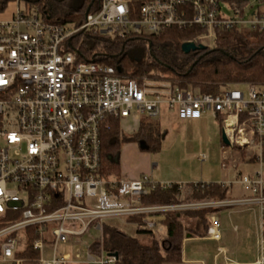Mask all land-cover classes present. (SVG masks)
<instances>
[{"label":"built area","instance_id":"built-area-1","mask_svg":"<svg viewBox=\"0 0 264 264\" xmlns=\"http://www.w3.org/2000/svg\"><path fill=\"white\" fill-rule=\"evenodd\" d=\"M14 1L18 8L13 18L0 22V264H28L19 256L27 249L38 253L36 264H115L114 254L96 255L90 248L86 253L60 252L61 245L90 229L102 236L105 224L115 219L142 218L140 228L154 230L155 217L178 211L259 208L264 217V85L195 93L167 78H130L118 66L84 61L73 45L86 33L125 40L194 28L202 31L197 40L215 43L219 30L264 31V12L247 14L251 7L242 9L231 1L233 14L226 17V0H94L96 9L83 24L69 25L50 18L32 0ZM241 87L248 88L247 96ZM163 107L175 111L181 121L211 113L229 142L224 168L238 163L236 148L250 151L249 159L258 151L253 160L259 170L238 174L234 182L244 196L145 205L144 195L174 183H156L147 175L134 180L100 176L102 134L110 121H153ZM199 184L177 185L182 191ZM220 185L231 190L233 183ZM31 231L35 238L30 241ZM208 236L221 239L215 215ZM253 264H264L263 232Z\"/></svg>","mask_w":264,"mask_h":264},{"label":"trees","instance_id":"trees-1","mask_svg":"<svg viewBox=\"0 0 264 264\" xmlns=\"http://www.w3.org/2000/svg\"><path fill=\"white\" fill-rule=\"evenodd\" d=\"M13 1L0 0V13L6 11L9 3ZM32 1L36 4L42 2ZM50 1H57L61 6L66 0ZM93 1L83 0L80 7L64 17L56 18L55 21L83 24L87 10L90 8L92 13L96 9V2ZM226 1H237L242 9L247 4L246 0ZM201 33L198 28L170 30L158 36H137L125 40L83 34V41L78 47L84 61L118 66L122 73L130 78H167L185 90L197 89L205 94H215L226 87L245 83L264 85V31L253 28L219 30L216 32L213 48L207 47L206 50L190 54L183 53L182 45L186 42L202 44L197 40ZM80 35L76 39L81 37ZM76 39L73 40V45L78 44ZM164 137L165 132L158 123L146 118L138 120V128L131 135L121 130L120 121L111 120L109 128L102 134L100 176L106 179H121L120 157L123 145L144 144L147 152H155L161 149ZM227 194L228 189L220 184L200 183L193 189L192 199L224 200ZM180 195L179 186L173 184L171 188H157L149 192L143 196V202L145 205L180 204ZM217 211L200 209L158 215L159 223L167 228V235L161 239L156 238L153 230L140 228L142 218L127 220L138 225L137 236L134 237L118 227L106 225L100 240L96 241L90 250L96 255L102 252L116 254L115 264H184L185 237H206L210 228L209 215ZM192 221H196V227ZM29 238L30 241L35 238L32 231ZM19 256L26 258L28 264H36L39 255L36 251L27 249L19 253Z\"/></svg>","mask_w":264,"mask_h":264},{"label":"rangeland","instance_id":"rangeland-1","mask_svg":"<svg viewBox=\"0 0 264 264\" xmlns=\"http://www.w3.org/2000/svg\"><path fill=\"white\" fill-rule=\"evenodd\" d=\"M83 0H66L63 5H59L57 1L42 0L37 5L42 8L43 13L55 20L58 17H64L67 13L77 9L82 5ZM247 5L251 7L247 14H251L253 11L260 9L264 12V3L258 2V0H246ZM25 6L24 2H21V8ZM223 13L226 17H232L229 1L222 2ZM69 25L74 24V21H67ZM245 29H249L248 27ZM83 34L76 39L78 47L83 41ZM87 35V33L85 34ZM207 47H214V40L208 39L202 42ZM79 48V47H78ZM195 93H202L197 89H189ZM241 90L248 95V88L241 87ZM205 94V93H202ZM158 123L160 128L165 132L164 140L162 141L161 149L155 152H147L143 144L128 143L121 148V169L124 170V164H128L131 167H141L145 162L149 163L150 167L154 164L156 167L148 172H145L152 181L166 183V184H183L184 186L193 183H233L232 193L230 199H236L241 187L239 184L234 183L237 179V175H253L258 170L260 165L253 160L258 154L255 150L251 152L242 149L236 150L234 157L238 161L237 164L229 163L226 168L222 166L224 163L225 151H228V147L222 140V129L220 122L215 119L211 113H207L203 116L202 120L195 121H181L175 111H170L165 107L162 108L160 116L153 120ZM121 130L126 134H133L138 128V119L128 118L120 121ZM139 152L142 156L138 155ZM149 154V155H147ZM206 156L207 160L202 161L201 157ZM234 165H237L235 168ZM187 188L184 190L187 193ZM181 191L180 200H184L186 203L191 201V197ZM190 190V188H189ZM183 193V195H182ZM210 200V199H208ZM218 210V208H211ZM257 210L258 222H261V211ZM243 210L241 207H234L231 209H225L219 211L217 218L221 224V234L224 239L232 240L233 228L244 226L246 229L252 231V237L255 238V217L254 214H242L239 211ZM212 214L209 215V219ZM260 218V221H259ZM157 222V221H156ZM106 225H111L124 230L130 236H137L136 226L132 224H126L124 219H117L107 222ZM156 238L161 239L167 235V228L161 223H157L156 228L153 230ZM249 234V231H246ZM101 238V232L99 230L90 229L83 237L78 238L67 245H61V253H74L75 250L80 249L84 253ZM145 238V237H143ZM142 238V239H143ZM194 244V243H193ZM191 243L186 245V253L190 255ZM195 245V244H194ZM249 250V249H248ZM256 250L258 247L256 246ZM192 251V250H191ZM254 249L252 253H254ZM197 253V252H192ZM190 257V256H189ZM85 260V258H84ZM83 260V261H84ZM98 260V258H97ZM95 264V263H91Z\"/></svg>","mask_w":264,"mask_h":264},{"label":"crops","instance_id":"crops-1","mask_svg":"<svg viewBox=\"0 0 264 264\" xmlns=\"http://www.w3.org/2000/svg\"><path fill=\"white\" fill-rule=\"evenodd\" d=\"M17 8H18V4L15 1L9 3L6 11H4L3 13H0V22L10 21L13 18L15 12L17 11ZM138 155L142 156L140 152ZM155 167L156 165L154 164L150 167L149 163L147 162H145L143 166L138 167V168L131 167L128 164H124V170L121 169V176H122L121 178L131 179V180L138 179L141 176L145 175V172H148L151 169L153 170ZM156 183H160V182L156 181ZM208 184H211V183H208ZM183 192L186 193L185 190ZM186 194L187 196L192 198L193 188H190V190L188 188ZM232 195H233L232 189L228 190L226 199L228 198L230 199ZM244 195L245 193L241 188L240 194L237 198H241ZM180 198H181V195H180ZM181 201H184V200H181ZM191 201H194V200L191 199ZM225 209H231V208H225ZM225 209H218V211L215 213H212V215H215L217 217L218 216L217 214L220 213L219 211L225 210ZM242 209L243 210L239 211L242 214H250V213L254 214L255 238L252 237V231L250 229L244 228L243 225H241L242 227L240 228L234 226L232 240L224 239L222 234H221V239L219 241L212 240L208 235L204 238L192 237L191 235H187L183 242V263L184 264H253L256 261L257 256H258V250H256V246L258 247L259 237L262 232L264 233V217L261 215V222H258L256 208L253 210H246L244 208ZM155 220L157 221L156 223H159L158 217H155ZM125 221H126V224H132L136 226V229L138 228L137 224L130 223L127 220ZM259 221H260V218H259ZM192 223L196 227V221H192ZM246 231H249V234H246ZM189 243H191L190 249L192 250V251L190 250L191 252L190 255L186 253V245ZM253 249L255 251L254 253H252ZM193 251L197 253H192Z\"/></svg>","mask_w":264,"mask_h":264},{"label":"water","instance_id":"water-1","mask_svg":"<svg viewBox=\"0 0 264 264\" xmlns=\"http://www.w3.org/2000/svg\"><path fill=\"white\" fill-rule=\"evenodd\" d=\"M92 6V4L90 5V7ZM90 11V8L87 10L86 12V15L89 13ZM207 49V46L206 45H203V44H196L194 42H186L182 45V51L183 53L185 54H190L191 52H196V51H203V50H206ZM193 68V67H192ZM222 140L224 142V144L226 146L229 145V142L228 140L226 139V137L224 135H222ZM144 145V144H143ZM145 146V145H144ZM116 257L117 255L114 254Z\"/></svg>","mask_w":264,"mask_h":264}]
</instances>
